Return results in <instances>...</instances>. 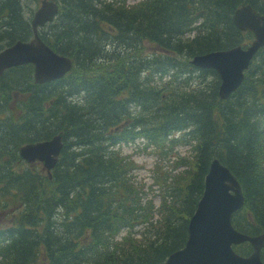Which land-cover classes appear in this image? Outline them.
<instances>
[{
    "label": "trees",
    "instance_id": "trees-1",
    "mask_svg": "<svg viewBox=\"0 0 264 264\" xmlns=\"http://www.w3.org/2000/svg\"><path fill=\"white\" fill-rule=\"evenodd\" d=\"M38 1L0 0V48L32 35ZM55 1L40 35L71 70L46 83L30 64L0 77V264H160L185 242L212 157L242 187L233 226L264 233V46L223 100L216 72L189 63L248 43L231 14L243 3L264 13V0ZM57 132L49 175L19 157ZM131 143L152 158L149 180L137 150L122 149Z\"/></svg>",
    "mask_w": 264,
    "mask_h": 264
},
{
    "label": "water",
    "instance_id": "water-1",
    "mask_svg": "<svg viewBox=\"0 0 264 264\" xmlns=\"http://www.w3.org/2000/svg\"><path fill=\"white\" fill-rule=\"evenodd\" d=\"M57 5L42 0L32 19L33 37L28 41L17 40L0 51V73L9 66L30 62L33 64L35 82H45L62 76L71 67L70 58L54 52L39 37L37 25L50 20ZM232 21L240 30L253 32L249 46L231 47L194 55L191 62L199 67L212 68L220 76L218 95L225 98L243 78L256 49L264 44V15L244 4L235 9ZM61 147L60 136L36 143H27L20 154L27 161L39 159L49 170L56 161ZM243 195L239 183L227 167L213 158L204 178V189L188 221L184 246L171 252L162 264H264L259 249L264 246V235L249 236L238 232L230 223V214L242 205ZM247 240L254 250L240 256L231 244Z\"/></svg>",
    "mask_w": 264,
    "mask_h": 264
},
{
    "label": "rangeland",
    "instance_id": "rangeland-1",
    "mask_svg": "<svg viewBox=\"0 0 264 264\" xmlns=\"http://www.w3.org/2000/svg\"><path fill=\"white\" fill-rule=\"evenodd\" d=\"M129 2L133 1V0H128ZM30 7H33V5H30ZM141 146V144H140ZM122 148L125 150V151H131V150H134L136 149V147H134V145H122ZM186 148H180L181 151L185 150ZM134 156L136 157V159L141 162L143 164V167L139 170V174L140 175H146L148 173V168L150 167L151 165V156L143 153L142 150H139L134 153Z\"/></svg>",
    "mask_w": 264,
    "mask_h": 264
}]
</instances>
